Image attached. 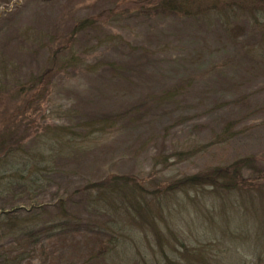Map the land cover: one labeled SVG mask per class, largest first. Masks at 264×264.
Instances as JSON below:
<instances>
[{"label":"rangeland","instance_id":"obj_1","mask_svg":"<svg viewBox=\"0 0 264 264\" xmlns=\"http://www.w3.org/2000/svg\"><path fill=\"white\" fill-rule=\"evenodd\" d=\"M193 1L168 12L159 0H0V139L88 130L58 143L69 156L52 175L77 225L31 264H145L156 236L191 239L204 264H264V2ZM244 156L228 190L183 183L164 197L169 227L139 219L128 191L145 203L170 178ZM111 176L144 190L131 183L114 211H94L84 187ZM113 221L119 243L98 260Z\"/></svg>","mask_w":264,"mask_h":264},{"label":"trees","instance_id":"obj_2","mask_svg":"<svg viewBox=\"0 0 264 264\" xmlns=\"http://www.w3.org/2000/svg\"><path fill=\"white\" fill-rule=\"evenodd\" d=\"M187 1L159 0V5L154 9L180 12L179 10L188 7V4L193 0L189 3ZM195 1H193L194 4H198ZM254 2L262 3L264 0H254ZM84 21L86 20H82L79 24L83 25ZM43 75H40L35 81L29 80L28 82H38V85L42 86L45 82V76ZM27 83L20 85L19 92L22 91L21 95H30L27 91L31 87ZM37 95L38 93L32 95L34 101L35 98H38L35 97ZM82 130L83 133L80 135L72 132L67 134L65 131L62 134L57 133L60 139L55 142L50 138L44 139L42 137L38 140H30V142L25 139L13 141L0 139V264H31L37 253L43 255V252L47 249V254L53 253L51 242L67 235L73 224L77 225L78 220L66 209L69 196L59 193L54 188L52 175L56 170L54 160L69 156V153L62 151L61 147H71L74 143H77L76 139L78 137L87 135L88 130L86 132L85 128ZM59 142L63 146H59ZM178 154L180 155V153ZM247 162H249V159L244 156L232 161L226 167L210 166L203 171L188 176L186 179L184 177L170 178L166 182V188L150 192L154 196H150L151 199L146 200L145 203L142 200L137 201L138 193L136 194L132 190L128 191V195L132 199V205H135L134 209L137 215L139 214V219H146V224L155 230L156 223L160 221L168 226L167 216H161L164 205L163 200L164 197L167 199L168 197H174L173 199L177 201L176 193L180 184H189L188 186L190 184L204 185L210 184L212 181L214 182L212 184L214 188L212 189L217 191L228 190L235 182L236 173L240 168L245 167ZM220 180L225 181L215 183ZM237 181L239 182V179ZM245 181L247 183L244 184L248 186L254 185L250 180ZM131 183L135 185L132 188H136L141 192L144 190L137 185L135 179L129 176H111L105 180L87 184L84 188L88 189L89 192L94 191L88 199V206L94 211L102 209L105 212V207L107 210L114 211L112 195L116 191H124V187ZM117 229L118 224L116 221L112 222L110 228L103 229L106 232V238L104 241H100L98 249L94 250L97 251L98 260H102L101 258L105 260L119 243L118 236L115 234ZM169 241L166 242L165 238L156 236L153 240L155 245L152 248V252H156H153L154 255L151 258L146 259L145 264L150 262L152 264H204L203 260H198L199 256L205 259L204 253H202L203 249H200V246L196 243L193 244L191 239H187L185 242L183 238L179 239L172 236ZM99 247H101V250ZM144 257V255L141 256L142 261ZM45 259L42 261L43 264ZM55 259H52V262ZM154 260H157V262L154 263ZM58 264L65 263L59 262Z\"/></svg>","mask_w":264,"mask_h":264}]
</instances>
